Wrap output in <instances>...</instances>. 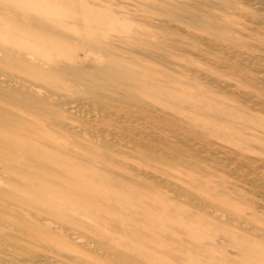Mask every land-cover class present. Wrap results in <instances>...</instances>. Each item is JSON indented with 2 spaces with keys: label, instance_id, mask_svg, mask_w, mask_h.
Instances as JSON below:
<instances>
[{
  "label": "rangeland",
  "instance_id": "374dc122",
  "mask_svg": "<svg viewBox=\"0 0 264 264\" xmlns=\"http://www.w3.org/2000/svg\"><path fill=\"white\" fill-rule=\"evenodd\" d=\"M0 1L22 9L47 28L44 34L36 24L10 25L0 16L2 44L21 45L39 62L61 57L90 76L95 75V67L105 68L115 57L123 81L155 79L160 89L149 96L139 94L141 100L133 103L96 104L71 77L66 78V83L77 87L65 91V97L78 99L87 111L83 121L73 123L87 132L81 140L92 146L80 150L68 136L55 137L51 131L41 135L59 149L77 150L82 158H91L90 148L109 141L110 149L114 148L109 153L115 159L114 174L106 176L95 167L94 171L85 161L35 141L31 156L52 166V181L38 186L51 196L19 201L18 206L47 215L50 226L62 225L85 239L108 241L145 260L153 258L155 264H264V11L258 10L260 0ZM105 77L94 81L105 82ZM112 95L120 98L117 92ZM141 152L155 154L161 162H149ZM56 170L63 174L51 175ZM69 179L97 200L81 204L78 196H71L63 199V205L56 204L60 200L53 196L61 197L56 183ZM0 188L10 189L2 176ZM103 199L124 208L122 213L103 208ZM30 238L35 240L22 243L42 259L45 255L62 258L60 254L66 253L103 262L61 237L49 241L32 234Z\"/></svg>",
  "mask_w": 264,
  "mask_h": 264
},
{
  "label": "bare ground",
  "instance_id": "6f19581e",
  "mask_svg": "<svg viewBox=\"0 0 264 264\" xmlns=\"http://www.w3.org/2000/svg\"><path fill=\"white\" fill-rule=\"evenodd\" d=\"M257 6H258L259 11H264V0H260L258 2ZM0 16L3 17L4 20H6V22L10 25L21 24V25H24L25 27H28L29 25H31L33 23V24H36V28L38 30L40 29V31H38V32H41L42 30L45 32L47 31L46 26H44L43 24H41L38 21H35L31 16H29V14L27 12L23 11L22 9L16 8L15 6H11L7 3H2L1 1H0ZM36 18H38V16ZM40 18H38V19H40ZM13 27H12V31H15V29H13ZM33 27H35V26H33ZM52 30H53V28H52ZM25 31H27V30H25ZM57 34H59V33H57ZM0 35H2V34H0ZM5 35H6V33H5ZM0 37H3V36H0ZM7 37H9V35ZM7 37L4 39H7ZM52 39H54V38H52ZM70 39L71 38H69V40ZM11 40L12 39H10V41ZM66 40H68V39H66ZM72 41H74V43L77 42L75 40H72ZM2 43L3 42L0 41V176H2L8 182V184L10 185V189H1L0 188V264H104L103 262H106L109 264H155L152 262L153 258H152V260L149 261V259L147 257L145 260L143 258L138 257L139 255L136 256L130 252H126V251L119 250V249L115 248L108 241L90 240L89 238L85 239L86 237L83 238V237H81V235H79L77 233H72V231L68 232L67 228H66V230L61 228L62 225H60L61 227L59 225H56V224H55V226H50L51 224L49 225L47 223V217H46L47 215L43 216V215L39 214L38 212H35V210L34 211L33 210H26L27 208L23 209L20 207V205L18 206V204H17V202H19V201L24 203V202H28V200H31L33 198H37V197H43L44 198V196H51L48 192L44 193V191L40 190L39 186H38V184H41L43 181H45V182H48V181L51 182L52 181L51 177H50V171H51L50 169L52 166L50 164H48V162L45 160L37 159V158H34L31 156V154L35 152V148L37 146V145L32 146V144H34L35 141L38 143H43V145H45L47 148L55 150L64 156H69V157H73V158L85 161L86 162L85 164L86 165L90 164L91 166H89V168L90 167L93 168L94 171L96 168L99 171L106 173V176L108 174H112V175L114 174L111 171V166L115 163V161H114L115 159L113 160L112 156L109 154L112 152V150H114V148L112 150L110 149L111 145H109L110 144L109 141H108V143L106 141H101L100 143H98L99 144L98 148H104L107 150V152L98 153L96 150V149H98L97 147L94 148L95 150L93 148H90L92 150L89 152L92 154V157L91 158H82V154L78 153L77 150L64 151V149H59V148H57L59 146H57V147L53 146L55 142L54 143L51 142L52 141V140H50L51 138L49 139V137L47 138V137L41 135V133L44 134L46 132L51 131V132H53L55 137H57V136H65V137L68 136V138H71L75 141V144L77 145L78 149H80V150H82V148L88 150L89 148H86V147L92 146L91 144H89V142H87V140H83V141L81 140L82 136L87 134V132L85 133V131L82 128H80L77 125H74V123H73L75 121L76 122L77 121H79V122L83 121L82 119L87 117V111L84 110L83 105H80L78 103V99H70L68 96L67 97L69 99H67L65 97V93H64L65 91H68V90L72 91V90H75V88L77 87L76 85H75L76 86L75 87L73 85H69L68 83H66V78L71 77L73 80V83L79 85L87 93V95H89L91 101H93L94 103L98 104L97 102H107V103H109V105L121 104V102H123V101L132 102V103L137 102V101L141 100V97L139 94H146L149 96V94L152 92H159L160 89H158V87H157L158 84H157V82L154 81L155 79L153 78L154 80H148L146 82H142L141 80H139L137 78L136 79L130 78L131 81H134V83H131V84L125 80L123 81V79H126V78H124L125 75H119L121 72V69H120L121 67H119L120 65L118 66L119 60H117V58H115V57H112V59L108 63V66H106L105 68H103V67L102 68H98V67L94 68L93 67L95 69V75L90 76L89 74H87L83 70L84 68H81V67L76 66V65H71V63L68 64L69 60L67 58L66 59L68 60V63L65 62L63 60V58H61V57L60 58L55 57L52 59L51 62H47V63L39 62L40 60L36 61V59H38V58L34 59L31 54H27L26 52L22 51L25 49H22V48L20 49L19 47L21 45L19 47H15V46H9L7 44H2ZM21 43H22V41H21ZM83 43H84V41H83ZM83 43H81V44H83ZM22 45H25V44H22ZM33 46L31 47V49L33 48ZM44 47H46V46H44ZM47 48H48V46H47ZM91 48H94V47H91ZM32 50H34V49H32ZM40 50L38 51V53H40ZM231 52H233V51H231ZM32 53L35 54V52H32ZM230 54H232V53H230ZM39 57H40V55H39ZM43 57L45 58V56H43ZM43 57H40V58H43ZM116 68H117L116 72L113 71ZM133 71L134 70H132V72ZM105 76H111V77L108 78ZM101 77L107 78V79L104 78L105 82H95L94 81V79H98ZM121 78H123V79H121ZM68 82L70 83V80ZM67 88H69V89H67ZM82 89H80V90H82ZM112 92H117V94H119L120 98L114 97L112 95ZM89 113H91V112L89 111ZM88 116L90 117V115H88ZM86 120H85V122H86ZM97 137H99V136H97ZM68 138H67V140H68ZM77 138H79V139H77ZM91 138H92V136H91ZM58 139H57V143H58ZM95 139H98V138H95ZM99 139H102V138L99 137ZM60 141H63V140H60ZM90 143H91V141H90ZM59 144H61V143H59ZM120 152H122V150ZM25 155H28L30 158L26 159L27 157ZM118 155H120V154H118ZM141 157H143L145 160L147 159L148 161L149 160H155V161L161 162V158L155 154H152V153H142L141 152ZM21 160L22 161L24 160L23 163ZM25 160H29L31 162V164H27V162ZM24 162H26V163H24ZM179 162H177V163L179 164ZM165 163H166V161L164 162V165H166ZM180 165H182V163ZM128 167H129V165H128ZM184 167H185V164H184ZM188 167H190V166H188ZM188 167L186 166V168H188ZM172 168H173V166H172ZM181 168H182V166H181ZM126 169H128V168L126 167ZM130 169H133V168L130 167ZM99 171H98V173H99ZM191 171H193V170H191ZM73 172H75V171H73ZM69 173H70V171H69ZM61 174H63V172H59L56 170L55 174H51V175L58 176ZM115 174H116V172H115ZM202 174H203V172H202ZM115 176L118 177L117 175H115ZM74 178H77V177L75 176ZM111 180H112V178H111ZM118 180H119V178H118ZM122 181H124V180H122ZM130 181L131 180H129V182ZM107 182L109 183V181H107ZM124 183H125V181H124ZM52 184H53V182H52ZM56 185L58 186L59 193L61 194V197H59V196H53V197L58 198L57 200H60V202L56 201V204H58V205H63L65 203V201L63 199L64 198L70 199L71 196H76V197L78 196V198L81 199L78 202L81 204H89V203L95 202L97 200V197L95 195L94 196H88L85 193V191L82 190L83 186L81 188L79 182H77L75 180L69 179V180H67L66 183L59 182V183H56ZM145 185H147V184H145ZM50 188H52V187H50ZM147 188H148V186H147ZM133 189L130 188V190H132V191H133ZM63 194L66 196L68 195L69 197H62V196H64ZM129 194L131 195L130 197H134L135 199H138V198H136V196L133 193L130 192ZM118 195H120V193ZM186 197H188V196H186ZM47 198H49V197H47ZM119 199H122V198L119 197L118 201H119ZM106 200L107 199L102 200L103 204H104L103 208L105 207L106 209L111 210L112 212L117 211L118 213H122L124 208L121 209V207L116 206L117 204L114 205V204L108 203ZM131 201H133V200H131ZM31 203L32 202H30L29 204H31ZM191 203H193V202H191ZM22 205H24V204H22ZM32 205L34 206L33 208L39 209V211H40V209H42L39 207V204H36V203L33 204L32 203ZM131 205H133V204H131ZM138 205H140V204H138ZM127 210H128V208H127ZM141 211H143V209ZM107 213H109V212L107 211ZM49 215L55 217L56 219H62V221H66L65 218L59 217L56 214L51 213ZM114 216H115V214H114ZM189 216H190V214H189ZM108 217H109V215H108ZM115 218H116V216H115ZM142 221H144V220H142ZM148 223H150V222H148ZM140 224L142 225V223H140ZM143 226H144V224H143ZM144 227H148V226L146 225ZM150 228H152V227H150ZM155 228H157V227H155ZM157 231H160V230H157ZM151 233H153V232H151ZM32 234L38 236L39 238H43L44 240H49V241H52V239L55 240L56 237H61V238L65 239V241L67 240L69 243H73L80 248L83 247L87 253L93 254L95 256L97 255V257L100 260H102L103 262H100V263L91 262V261H88V259L80 257L78 255L71 256V255H66V253L60 254V256L62 258H57L56 255H53V256L45 255L44 258L42 259V257L39 255H36V254L33 255L32 252H30L28 250V246H26V244L22 243V242H26L27 244L32 243L33 242L32 240H35V239L30 238V235H32ZM141 239H143V238H141ZM144 240H145V238H144ZM160 243H161V241H160ZM66 244H64V246ZM141 245H143V244H141ZM62 246H63V244H62ZM68 246H70V245H68ZM49 248L47 247V249H49ZM71 249H72V247H71ZM148 249H150V248H148ZM74 250H75V248H74ZM165 252L163 254H166ZM154 253H156V252H154ZM168 253H170V252H168ZM141 256H142V254H141ZM163 256H165V255H163ZM165 258H166V256H165ZM175 263H176V261H175Z\"/></svg>",
  "mask_w": 264,
  "mask_h": 264
}]
</instances>
